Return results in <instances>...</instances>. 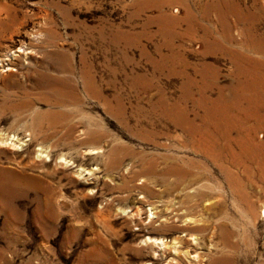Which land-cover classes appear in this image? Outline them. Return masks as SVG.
<instances>
[{"label":"rangeland","instance_id":"rangeland-1","mask_svg":"<svg viewBox=\"0 0 264 264\" xmlns=\"http://www.w3.org/2000/svg\"><path fill=\"white\" fill-rule=\"evenodd\" d=\"M263 50L264 0H0V264H264Z\"/></svg>","mask_w":264,"mask_h":264},{"label":"bare ground","instance_id":"bare-ground-1","mask_svg":"<svg viewBox=\"0 0 264 264\" xmlns=\"http://www.w3.org/2000/svg\"><path fill=\"white\" fill-rule=\"evenodd\" d=\"M263 52H264V50H263ZM250 61V60H249ZM255 66V68L256 69H258V70H261V73H260V75H258L259 74V72L258 71H254V70H256V69H254V70H252V71H249L248 73L250 74V76L254 79V78H256V81H260V82H264V62H259V64H258V66H256V65H254ZM255 75H257V77L255 76ZM249 76V77H250ZM258 78V79H257ZM260 78V79H259ZM253 82V81H252ZM246 83V82H245ZM249 88V87H248ZM241 90V89H240ZM245 94V93H244ZM251 95V94H250ZM240 96H241V94H240ZM244 99V98H243ZM247 100V99H246ZM244 101V100H243ZM264 101V100H263ZM264 109V105L263 104H261V107L259 106V108H257V109ZM256 109V110H257ZM261 112V111H260ZM249 113V112H248ZM256 113V112H255ZM260 115V114H259ZM229 161V160H228ZM252 165V164H251ZM219 166V165H218ZM253 170H255V169H253ZM256 172V171H255ZM237 173H239L238 171H237ZM167 175V174H166ZM234 179V178H233ZM251 179V178H250ZM258 182V181H257ZM242 183V182H241ZM258 184V183H257ZM230 186V185H229ZM243 186V185H242ZM237 189V188H236ZM236 191V190H235ZM245 192V191H244ZM200 195H202V194H200ZM248 195V194H247ZM246 198V197H245ZM197 199V198H196ZM201 199V198H200ZM189 200V199H188ZM203 200V199H202ZM204 201V200H203ZM154 204V203H153ZM152 204V205H153ZM209 205V204H208ZM206 206V205H205ZM204 206V207H205ZM153 207V206H152ZM208 207V206H207ZM217 207V206H216ZM156 210V209H155ZM170 210V209H169ZM177 210V209H176ZM179 210V209H178ZM142 211V210H141ZM210 211V210H209ZM172 212V211H171ZM187 212V211H186ZM212 212V211H211ZM218 212V211H217ZM142 213V212H141ZM156 213V212H155ZM168 213V212H167ZM189 213V212H188ZM136 214V213H135ZM153 214V213H152ZM191 214V213H190ZM256 214V213H255ZM134 215V214H133ZM141 215V214H140ZM188 215V214H187ZM137 216V215H136ZM134 217V216H133ZM156 217H157V215H156ZM164 217V216H163ZM192 217V216H191ZM194 217V216H193ZM192 217V218H193ZM196 217H198V216H196ZM165 218V217H164ZM167 218V217H166ZM165 218V219H166ZM201 218V217H200ZM138 219H139V217H138ZM163 220V219H162ZM193 220H195L194 218H193ZM197 220V219H196ZM156 221V220H155ZM190 221H191V219H190ZM171 222V221H170ZM169 222V223H170ZM177 223V222H176ZM142 225V224H141ZM184 225H185V223H184ZM196 225V224H195ZM201 225V224H200ZM183 226V225H182ZM152 227V226H151ZM161 227V226H160ZM154 229H155V227H153ZM172 229V228H171ZM162 230V229H161ZM178 230H180V229H178ZM170 231V230H169ZM182 232V231H181ZM187 234V233H186ZM185 234V235H186ZM194 235H196V234H194ZM191 237V236H190ZM146 238H147V236H146ZM151 238V237H150ZM154 239V238H153ZM144 240V239H143ZM161 240V239H160ZM159 240V241H160ZM177 240V239H176ZM148 241V240H147ZM152 241V240H151ZM151 241H150V244H151ZM175 241V240H174ZM142 242H144V241H142ZM155 242V241H154ZM145 243V242H144ZM173 243V242H172ZM174 243H176L177 244V242H174ZM146 244V243H145ZM155 244H157L156 242H155ZM165 244V243H164ZM149 245V244H148ZM148 245H147V247H148ZM161 245H163V244H161ZM167 245H168V243H167ZM177 245H179V244H177ZM151 246V245H150ZM157 246V245H156ZM170 246V245H169ZM160 247V246H159ZM153 248V247H152ZM157 248V247H156ZM177 248V247H176ZM175 248V249H176ZM178 248H179V246H178ZM181 249V248H180ZM153 250H154V248H153ZM163 250V249H162ZM170 250V249H169ZM182 250V249H181ZM178 251V250H177ZM176 252V251H175ZM165 253V252H164ZM182 255H183V253H182ZM181 256V255H180ZM178 257H179V255H178Z\"/></svg>","mask_w":264,"mask_h":264}]
</instances>
